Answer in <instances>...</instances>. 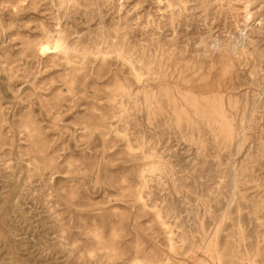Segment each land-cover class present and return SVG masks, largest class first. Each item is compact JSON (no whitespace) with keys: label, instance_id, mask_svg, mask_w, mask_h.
I'll list each match as a JSON object with an SVG mask.
<instances>
[{"label":"rangeland","instance_id":"rangeland-1","mask_svg":"<svg viewBox=\"0 0 264 264\" xmlns=\"http://www.w3.org/2000/svg\"><path fill=\"white\" fill-rule=\"evenodd\" d=\"M0 264H264V0H0Z\"/></svg>","mask_w":264,"mask_h":264},{"label":"bare ground","instance_id":"bare-ground-1","mask_svg":"<svg viewBox=\"0 0 264 264\" xmlns=\"http://www.w3.org/2000/svg\"><path fill=\"white\" fill-rule=\"evenodd\" d=\"M63 36L64 35H61V34H58L57 36H54V37L46 36L45 39L38 41V43L35 44L37 53L39 55L46 56L47 58L52 59V60H59L61 58H69V55L71 51H73V48H71L67 44L66 39Z\"/></svg>","mask_w":264,"mask_h":264}]
</instances>
